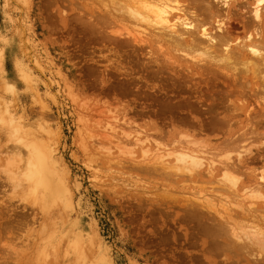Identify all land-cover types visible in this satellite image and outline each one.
I'll return each mask as SVG.
<instances>
[{
    "label": "rangeland",
    "instance_id": "1",
    "mask_svg": "<svg viewBox=\"0 0 264 264\" xmlns=\"http://www.w3.org/2000/svg\"><path fill=\"white\" fill-rule=\"evenodd\" d=\"M132 1L0 0V264H264L256 0L182 7L209 45L139 25ZM179 148L215 170L181 172Z\"/></svg>",
    "mask_w": 264,
    "mask_h": 264
},
{
    "label": "bare ground",
    "instance_id": "2",
    "mask_svg": "<svg viewBox=\"0 0 264 264\" xmlns=\"http://www.w3.org/2000/svg\"><path fill=\"white\" fill-rule=\"evenodd\" d=\"M189 1H191V2H189ZM192 1L193 0H188V2H187V0H181L179 2L177 0H134V1H132L131 7L128 8V10H129L128 12L130 13V15L132 16L133 19H135L137 22L141 23V24L138 23L139 25L144 24V26L145 25L149 26V29L152 28L154 33H155V31H156V33L160 32L158 34H163L164 32L165 33L168 32L169 35H171V36L172 35H175V36L178 35L177 37L179 38V37H184V36L190 37V36L195 35V33L198 32L197 34H200L201 38L202 37L206 38L208 45L213 44L217 38L215 37V35L210 34L211 31H208V29H206V22H207L206 18H204L203 23H201L200 26H198V24L195 21L196 16H195V19L193 20V19L186 17V15L189 17V15L187 13L181 14L182 12H184L183 10H185V9H182V7H187V6L188 7H199L201 9V7H200L201 3L200 2H196L195 0L193 2ZM197 1L203 2V0H197ZM204 1L205 2H203L202 4L205 3V5H206V3H207V7H225L228 13L232 7H243V6H245L246 3H248V4L251 3L253 5L252 0H204ZM243 1H246V2H243ZM130 2H131V0H130ZM185 3L186 4L189 3V5L184 6ZM248 4H247V6H245V8L250 7ZM254 4H256V7L254 8L255 10H254V18L253 19L256 20L255 22L258 23V24L255 23L256 25L262 26L264 24V0H256ZM203 7H205V6H203ZM200 9H199V11L201 12ZM206 10H208V9L206 8ZM133 23H135V21ZM217 23H219L217 29L219 30L220 33L223 32V30H224L223 29L224 28L223 20H221ZM133 25H136V23ZM133 27H135V26H133ZM142 27L143 26H141V27L136 26L135 27L136 29H134V31H132L130 33V36L133 38V40H135L137 42H141V39L144 36L143 33L141 32V30H144V29H142ZM251 27H252V29H254L253 26H251ZM195 31H197V32H195ZM258 33H259V31H258ZM224 35H225V32L223 33L222 36L219 35L222 38L220 40L225 41V39H223ZM227 37H226V39H227ZM193 38H194V36H193ZM226 41L224 43L225 45L228 44V39ZM229 43H230V41H229ZM228 46H229V44H228ZM223 47H225V46H223ZM240 49H242V47H240ZM249 49L253 55H257V54L259 55V53H260L259 49L258 48L256 49V46H254V47L251 46V47H249ZM230 51H231V49H230ZM192 58H194V57H192ZM190 142H191V144H193L192 141H188L187 143L190 144ZM193 145H196V144L194 143ZM199 152L200 153H196L195 151H185L184 149L179 148V149H175V150L171 151L168 154V156H172V157L176 158L175 166L177 168H179L181 172L182 171H186V172L189 171V173L190 172L195 173L196 170L200 169L205 164H207L209 166L210 170H212L213 168H216L217 162L215 160L214 161L210 160L211 156L207 152H203V151L201 152L200 150H199ZM201 154L205 155V156H202ZM165 157H167V155H161L160 157L156 158V160L159 163H161L162 162L161 160ZM229 158L226 161L230 162L232 160V158H231V160H229ZM34 159L35 158L29 160L28 175H27L28 180H36L38 177V174H39V171H38L39 169L37 168V164L35 163ZM213 170H215V169H213ZM228 177L229 176H227L226 179H229ZM230 179H232V178H230ZM228 181L231 182V181H233V179L228 180ZM233 182L234 183H232V182L231 183L233 184V187H235L236 182L235 181H233ZM205 199L207 200V198H205Z\"/></svg>",
    "mask_w": 264,
    "mask_h": 264
}]
</instances>
